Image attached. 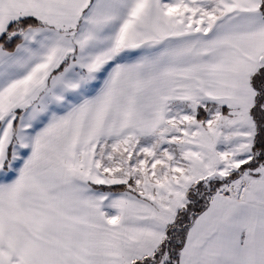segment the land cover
Listing matches in <instances>:
<instances>
[{"label":"snow or ice","instance_id":"1","mask_svg":"<svg viewBox=\"0 0 264 264\" xmlns=\"http://www.w3.org/2000/svg\"><path fill=\"white\" fill-rule=\"evenodd\" d=\"M0 264H264V0H0Z\"/></svg>","mask_w":264,"mask_h":264}]
</instances>
